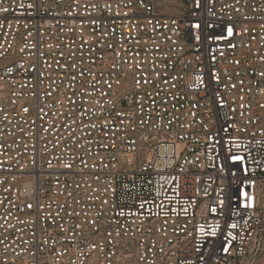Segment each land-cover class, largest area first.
I'll return each mask as SVG.
<instances>
[{"label": "built area", "instance_id": "2783aa9c", "mask_svg": "<svg viewBox=\"0 0 264 264\" xmlns=\"http://www.w3.org/2000/svg\"><path fill=\"white\" fill-rule=\"evenodd\" d=\"M0 264H264V0H0Z\"/></svg>", "mask_w": 264, "mask_h": 264}, {"label": "snow or ice", "instance_id": "6c2138e0", "mask_svg": "<svg viewBox=\"0 0 264 264\" xmlns=\"http://www.w3.org/2000/svg\"><path fill=\"white\" fill-rule=\"evenodd\" d=\"M228 34H229V35L232 34V30H231V28L228 29ZM26 110H27V109H26ZM236 159H239V158H236ZM243 195H244V197H245L246 200H247V199H250V197H249V195H248L247 192H244ZM247 206H248V205L245 204V207H247ZM213 211H214V209H213ZM232 227H235V225H232ZM225 251H226V249H225Z\"/></svg>", "mask_w": 264, "mask_h": 264}]
</instances>
